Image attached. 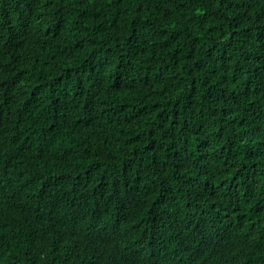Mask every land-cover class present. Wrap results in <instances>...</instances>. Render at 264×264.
<instances>
[{"label":"trees","instance_id":"obj_1","mask_svg":"<svg viewBox=\"0 0 264 264\" xmlns=\"http://www.w3.org/2000/svg\"><path fill=\"white\" fill-rule=\"evenodd\" d=\"M0 264H264V0H0Z\"/></svg>","mask_w":264,"mask_h":264}]
</instances>
